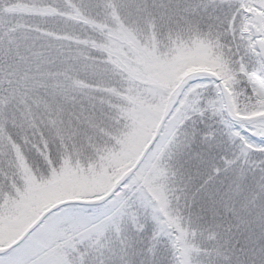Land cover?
I'll use <instances>...</instances> for the list:
<instances>
[{
  "label": "snow or ice",
  "instance_id": "snow-or-ice-1",
  "mask_svg": "<svg viewBox=\"0 0 264 264\" xmlns=\"http://www.w3.org/2000/svg\"><path fill=\"white\" fill-rule=\"evenodd\" d=\"M0 264H264V0H0Z\"/></svg>",
  "mask_w": 264,
  "mask_h": 264
}]
</instances>
